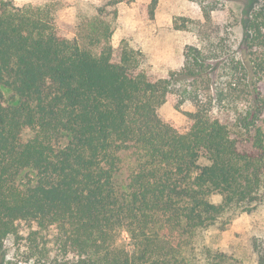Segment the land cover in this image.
Here are the masks:
<instances>
[{"label":"trees","instance_id":"obj_1","mask_svg":"<svg viewBox=\"0 0 264 264\" xmlns=\"http://www.w3.org/2000/svg\"><path fill=\"white\" fill-rule=\"evenodd\" d=\"M134 1L91 4L70 37L65 0H0V264H211L199 232L264 202V0L240 45L218 0H190L203 19L176 26L199 44L167 75L112 44ZM187 101L185 130L159 112Z\"/></svg>","mask_w":264,"mask_h":264},{"label":"rangeland","instance_id":"obj_2","mask_svg":"<svg viewBox=\"0 0 264 264\" xmlns=\"http://www.w3.org/2000/svg\"><path fill=\"white\" fill-rule=\"evenodd\" d=\"M16 6H39L50 0H7ZM103 0H65L66 5L60 10L63 28L71 37L74 21L78 16L88 15L93 10L91 4L97 5ZM263 0H218L219 7L213 12L217 23L227 22L232 26L237 44L244 38V23L247 17ZM150 0L122 2L118 5L119 16L116 30L112 37L114 47H119L125 40L131 47L142 52V66L152 69L159 75L180 69L184 64L183 52L186 45H198L195 32L179 29L176 20L179 17L203 19L201 6L190 0H159L155 16L150 17ZM264 96V84H261ZM6 97L11 93L5 90ZM194 105L187 101L179 109L174 104L166 103L159 112L177 128L185 130L188 126L187 112H193ZM220 201L219 196L213 197ZM121 240L129 247L130 238L123 231ZM197 242L208 246L212 251L211 264H222L214 256L216 250L227 255L223 264H259L264 255V202L250 214L244 213L235 219L226 230L212 228L199 232ZM12 244V242H9Z\"/></svg>","mask_w":264,"mask_h":264}]
</instances>
